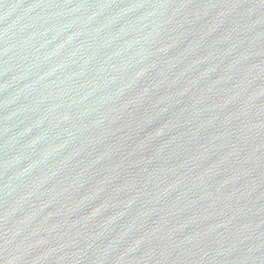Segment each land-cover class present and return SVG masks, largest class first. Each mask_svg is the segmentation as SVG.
<instances>
[{
	"label": "water",
	"instance_id": "water-1",
	"mask_svg": "<svg viewBox=\"0 0 264 264\" xmlns=\"http://www.w3.org/2000/svg\"><path fill=\"white\" fill-rule=\"evenodd\" d=\"M0 264H264V0H0Z\"/></svg>",
	"mask_w": 264,
	"mask_h": 264
}]
</instances>
